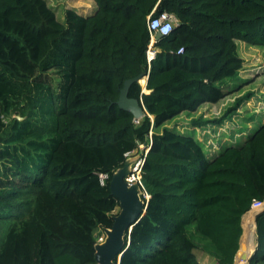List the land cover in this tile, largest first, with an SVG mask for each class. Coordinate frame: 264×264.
<instances>
[{
	"label": "trees",
	"instance_id": "trees-1",
	"mask_svg": "<svg viewBox=\"0 0 264 264\" xmlns=\"http://www.w3.org/2000/svg\"><path fill=\"white\" fill-rule=\"evenodd\" d=\"M93 1L91 14L67 10L62 22L46 0H0V264H97L96 230L119 205L111 178L140 144L150 197L115 264H203L196 248L233 264L242 216L264 198V122L211 158L193 132L167 123L226 95L244 62L237 40L264 46V0ZM153 10L178 23L148 62ZM138 75L128 96L146 112L136 119L116 101ZM255 223L249 264H264V209Z\"/></svg>",
	"mask_w": 264,
	"mask_h": 264
},
{
	"label": "rangeland",
	"instance_id": "rangeland-1",
	"mask_svg": "<svg viewBox=\"0 0 264 264\" xmlns=\"http://www.w3.org/2000/svg\"><path fill=\"white\" fill-rule=\"evenodd\" d=\"M46 1L54 9L57 18L62 22L65 21L67 10H73L81 16H86L91 14L95 9L93 0ZM238 51L244 59L239 78L229 82L225 87L226 95L217 104L207 109V112L210 114L208 119L223 117L225 120L223 122H215L207 127H194L192 123L193 118H190V114L183 113L167 123L168 126L175 127L181 131L193 132L196 138L204 142L206 155L210 158L212 154L225 146L227 142L230 141V144L241 142L252 133L259 123L264 122V46L240 42ZM46 78L54 88H57L60 80L57 73L49 71ZM246 93H252L251 97L238 107H235V99ZM14 116L13 114L11 117H4V120L7 121ZM249 122L252 123L249 124ZM246 125H250V127L246 128ZM141 148L142 145H139V154L142 150ZM118 211L119 205L115 208L114 212ZM96 234L98 236L103 235L104 230H96ZM202 251L199 248L194 250L195 256L201 261L204 252Z\"/></svg>",
	"mask_w": 264,
	"mask_h": 264
},
{
	"label": "water",
	"instance_id": "water-1",
	"mask_svg": "<svg viewBox=\"0 0 264 264\" xmlns=\"http://www.w3.org/2000/svg\"><path fill=\"white\" fill-rule=\"evenodd\" d=\"M161 36L160 32H156V39ZM140 78L141 75L126 79L116 101L120 108L131 112L136 119L142 117L146 110L138 99L128 96V89L132 82L140 81ZM18 118L21 117L18 116ZM139 150V148H136L134 152H131L127 156L124 165L118 168L111 178L110 190L118 199L119 211L113 216L111 227L103 229L105 234L104 239L95 244L94 258L97 264H115V260L119 263L125 243V232H130L132 225L137 222L145 212L147 204L140 195L139 185L137 183L128 184L124 180V176L130 172L133 162L137 156H139ZM256 245L257 242L255 240V246ZM237 254L238 252L235 255L233 264H236ZM250 258L251 255L249 256V259Z\"/></svg>",
	"mask_w": 264,
	"mask_h": 264
},
{
	"label": "built area",
	"instance_id": "built-area-1",
	"mask_svg": "<svg viewBox=\"0 0 264 264\" xmlns=\"http://www.w3.org/2000/svg\"><path fill=\"white\" fill-rule=\"evenodd\" d=\"M177 23H178V18L172 12L161 11L157 14H154V10H153L148 15L147 27H148V31H149V35H150L149 44H148V48H147V52H146L148 62H150V60L155 56V53L157 51L156 47H154V43L156 41V38H155L156 32H160L161 35L167 34L168 32L171 31L173 26ZM182 50H183V48H180L177 52L180 53V52H182ZM140 146H141V144H140ZM141 149L144 151V154H145L147 152L148 148L144 147V145H142ZM129 154L130 153H127V156ZM143 159L144 158L141 154H139V156H137L136 162L132 164L130 172L124 176V180L128 184L137 183L139 185L140 192H141L140 195L145 202L150 197V194L146 190L144 184L141 181V168H142V164H143ZM105 177H106L105 174L99 173V178H100L101 182H103V179ZM254 208L259 210L256 212V214L258 212H260L261 210H263L264 209V198L260 199V200L254 199L251 203V206H250L248 212ZM104 236H105V234L98 236L96 242H101L104 239ZM248 262H249V257H248Z\"/></svg>",
	"mask_w": 264,
	"mask_h": 264
},
{
	"label": "bare ground",
	"instance_id": "bare-ground-1",
	"mask_svg": "<svg viewBox=\"0 0 264 264\" xmlns=\"http://www.w3.org/2000/svg\"><path fill=\"white\" fill-rule=\"evenodd\" d=\"M136 162V159L133 163ZM258 209L250 210L243 218V231L241 246L237 254L236 264H248V256L255 247V215Z\"/></svg>",
	"mask_w": 264,
	"mask_h": 264
},
{
	"label": "crops",
	"instance_id": "crops-1",
	"mask_svg": "<svg viewBox=\"0 0 264 264\" xmlns=\"http://www.w3.org/2000/svg\"><path fill=\"white\" fill-rule=\"evenodd\" d=\"M241 43H243V41H240V40H237V44L239 45ZM240 54V53H239ZM240 56L242 57V55L240 54ZM243 58V57H242ZM143 85V91L144 92H148L146 90V87H145V84H146V78L144 79V83H141ZM219 102V101H218ZM217 102V103H218ZM217 103H203L201 104L195 111L193 112H186V111H183L181 112L180 114H190V118H198V117H202L203 119H207L209 118L208 116L210 115L208 112H207V109H209L211 106L217 104ZM179 114V115H180ZM252 123V122H249V124ZM250 125H246V128H249ZM135 149L132 151L134 152ZM131 153V152H130ZM248 212H246L243 216H242V228H243V218L245 217V215L247 214ZM256 224V223H255ZM256 226V225H255ZM256 237V236H255ZM203 252V251H202ZM197 258V257H196ZM204 259V261H203ZM198 261H200L201 263L203 264H215V260L209 256L208 254H206L205 252H203V257H202V261L199 260L197 258Z\"/></svg>",
	"mask_w": 264,
	"mask_h": 264
},
{
	"label": "clouds",
	"instance_id": "clouds-1",
	"mask_svg": "<svg viewBox=\"0 0 264 264\" xmlns=\"http://www.w3.org/2000/svg\"><path fill=\"white\" fill-rule=\"evenodd\" d=\"M145 79V78H144ZM142 90H143V86H142ZM248 212V211H247ZM257 215V214H256ZM256 215H255V217H256ZM255 240H256V237H255ZM256 247V246H255ZM253 254V253H252Z\"/></svg>",
	"mask_w": 264,
	"mask_h": 264
}]
</instances>
